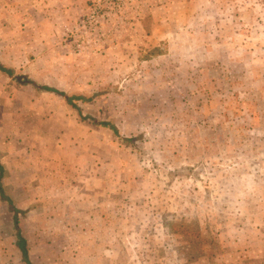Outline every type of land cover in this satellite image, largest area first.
Masks as SVG:
<instances>
[{
    "label": "rangeland",
    "instance_id": "1",
    "mask_svg": "<svg viewBox=\"0 0 264 264\" xmlns=\"http://www.w3.org/2000/svg\"><path fill=\"white\" fill-rule=\"evenodd\" d=\"M0 63L33 264H264V0H0Z\"/></svg>",
    "mask_w": 264,
    "mask_h": 264
},
{
    "label": "trees",
    "instance_id": "2",
    "mask_svg": "<svg viewBox=\"0 0 264 264\" xmlns=\"http://www.w3.org/2000/svg\"><path fill=\"white\" fill-rule=\"evenodd\" d=\"M0 69L7 72L9 75H12V71L9 69V68H6L3 64L0 63ZM32 84H34L35 86H37L38 88H41V89H45V90H48V91H52L56 94H59V95H63L66 97V100L74 107L77 109V111L79 112L80 116L83 118H87V116L83 115V112H82V109L81 107L75 103V100L76 99H81L83 98V96H79V95H69V94H66L65 91L63 90H60L58 88H55V87H51L49 85H39L37 82L33 81ZM90 118L93 123L95 124H100V125H103V126H107L109 128H111L114 133L118 134L119 133V129L118 127L111 121L109 120H98L96 118H91V117H88ZM4 165L0 162V192H1V198L6 200L8 203H9V208L11 211L14 212V215H13V222H14V226H15V229L17 230V241H16V245L17 247L20 249L21 251V254H22V258L24 260V262L26 264H33L31 259H30V256H29V248H28V244H27V239L26 237L22 234V231H21V227L19 225V213L22 211L19 209V207H17L15 204H14V201L6 195L4 189H3V184H2V181L1 179L3 178V175H4Z\"/></svg>",
    "mask_w": 264,
    "mask_h": 264
}]
</instances>
